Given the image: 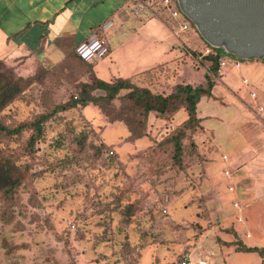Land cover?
Masks as SVG:
<instances>
[{"label":"rangeland","instance_id":"374dc122","mask_svg":"<svg viewBox=\"0 0 264 264\" xmlns=\"http://www.w3.org/2000/svg\"><path fill=\"white\" fill-rule=\"evenodd\" d=\"M186 21L182 32L195 33L202 46H183L184 66L143 71L134 85L166 95L177 83L206 84L209 62L200 54L211 52V44ZM9 71L22 78V90L0 111L9 128L70 102L82 84L93 83L91 63L73 54L59 61L0 57V72ZM128 92L101 99L106 108L89 102L58 112L35 140L31 125L0 130V172L8 180L0 179V264H179L186 254L188 264H261L259 252L240 251L236 243L264 247V200L248 206L234 200L236 184L223 180L217 197L223 204L216 201L211 188L203 189L211 161L205 131L186 129L184 106L141 115ZM181 128L178 163L171 136Z\"/></svg>","mask_w":264,"mask_h":264},{"label":"crops","instance_id":"0c3cea01","mask_svg":"<svg viewBox=\"0 0 264 264\" xmlns=\"http://www.w3.org/2000/svg\"><path fill=\"white\" fill-rule=\"evenodd\" d=\"M138 1L0 0V57L59 61L97 34L109 46L107 54L91 60L102 79L135 77L178 61L184 66L183 46H202L195 33H183L181 20L166 12L158 16L151 10L137 11ZM226 57L213 96H202L197 106L211 146L203 189L211 188L223 204L217 199L220 183H234L232 198L248 206L264 200V58ZM226 166L231 173L224 171Z\"/></svg>","mask_w":264,"mask_h":264},{"label":"trees","instance_id":"16d2710c","mask_svg":"<svg viewBox=\"0 0 264 264\" xmlns=\"http://www.w3.org/2000/svg\"><path fill=\"white\" fill-rule=\"evenodd\" d=\"M177 3V0H175ZM161 9L154 12L155 15H160ZM191 24L193 23L187 16H185ZM211 52L208 54H200L202 58L209 62L207 63V69L204 75V84L201 81L198 84L193 83H177L175 85V89L172 90L169 94L162 93H154L147 87H139L132 83V78L134 77H115L111 80H105L97 76L94 71V66L92 61H86L82 59L78 53L76 52V47L73 55L77 56L78 59L91 63L93 69V83L92 84H82V90L80 94L72 99L68 103H59L56 104L50 111L41 113L37 115L35 119H32L28 122L22 123L15 128H9L0 123V130L6 131L8 133H18L22 131L25 125H31L34 129V134L32 135V139L35 138L42 133L43 124L50 120L54 115L58 112H65L71 107L76 105L86 106L89 102H93L97 104L99 107L106 108L105 104L101 101V99L109 102L113 100L121 90L129 89L127 93V97L132 101L133 106L135 108L140 109V113L143 116H148L150 112L156 111L159 113H166L168 111L178 110L180 107L184 106L185 111H187L188 118L185 121L186 129L194 130L196 128L204 130L201 124V118L198 116L197 106L202 96L206 95L208 97L213 96L212 88L217 83V74L220 69L221 57L225 55H233L232 53H228L225 51L223 47H214L211 45ZM71 54V55H72ZM199 54V53H198ZM211 63V64H210ZM160 65L154 67L158 68ZM21 77H17L9 71L8 73L0 72V111L13 99H15L20 93L21 89ZM89 88L91 89H101L106 92V95L100 98H94L89 95ZM109 115V111L107 113ZM130 124L128 118H125ZM130 130L133 129L130 127ZM142 134H139L138 137H141ZM185 137V130L183 128L180 129L179 132H176L173 136H171V141L174 142L175 145V153L174 159L176 162L181 161V155L183 151V143L182 140ZM6 177V176H5ZM4 172H0L1 183L6 185L8 180H4ZM17 183V181L15 180ZM9 182L10 186H14L13 183ZM238 245V250L240 251H256L261 254L263 257V261L261 264H264V247H256V246H248L241 241L236 243Z\"/></svg>","mask_w":264,"mask_h":264},{"label":"water","instance_id":"95a60500","mask_svg":"<svg viewBox=\"0 0 264 264\" xmlns=\"http://www.w3.org/2000/svg\"><path fill=\"white\" fill-rule=\"evenodd\" d=\"M214 47L240 58H264V0H177Z\"/></svg>","mask_w":264,"mask_h":264},{"label":"built area","instance_id":"2783aa9c","mask_svg":"<svg viewBox=\"0 0 264 264\" xmlns=\"http://www.w3.org/2000/svg\"><path fill=\"white\" fill-rule=\"evenodd\" d=\"M161 12H166L169 16L179 19V16L182 14L183 19L180 22V29L186 30L189 27L188 22L186 21V15L182 12L180 6L178 5V1L176 3L175 0H139L137 4V11H148L156 12L160 10ZM109 50L108 43L106 39L100 35L92 34L88 38L82 40L76 45V52L78 55L86 60L91 61L96 57H101L107 54ZM226 56L221 57L220 62L221 65L226 63ZM236 65H239V61L236 62ZM229 173V171H226ZM232 188V187H231ZM190 261V257L186 254L179 264H188Z\"/></svg>","mask_w":264,"mask_h":264}]
</instances>
